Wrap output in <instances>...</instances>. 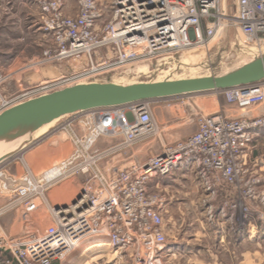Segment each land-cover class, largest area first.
Wrapping results in <instances>:
<instances>
[{"label":"built area","instance_id":"2783aa9c","mask_svg":"<svg viewBox=\"0 0 264 264\" xmlns=\"http://www.w3.org/2000/svg\"><path fill=\"white\" fill-rule=\"evenodd\" d=\"M73 1L75 16L65 14L64 0L43 2L41 29L51 37L56 59H77L83 67L13 98L0 94V114L76 84L127 82L229 34L249 46L245 51L250 56L264 50V0H230V8L227 0ZM212 94L224 106L198 114L194 132L170 143L151 106L167 99L59 119L54 129L68 137L70 156L36 178L28 169L19 178L0 171V194L17 199L25 219L21 235L0 233V254H9L15 264H54L76 245L86 244L85 252L105 245L121 263L164 264L169 245L165 204L150 188L188 164L204 192L223 197L218 214L230 223L237 218L248 237L259 235L264 231V161L254 151L264 140V80ZM101 138L121 142L99 150ZM141 143L149 144L142 161L126 166L110 162ZM56 187L51 194L61 204L50 207L46 193ZM68 189L74 193L64 202ZM40 216L50 224L37 226V220L44 223Z\"/></svg>","mask_w":264,"mask_h":264},{"label":"rangeland","instance_id":"374dc122","mask_svg":"<svg viewBox=\"0 0 264 264\" xmlns=\"http://www.w3.org/2000/svg\"><path fill=\"white\" fill-rule=\"evenodd\" d=\"M45 1L47 0H0V94L3 97L13 98L35 90L43 84L69 77L83 67L77 59L55 58L51 37L41 29L43 26L41 9ZM65 2L67 0H64V5ZM247 47L249 46L239 38L229 34L218 43L202 49V54L193 56L182 54L162 62L157 71L143 74L144 76L138 78L136 76L133 78L131 75L133 79L128 81L152 82L219 75L247 62L250 59V54L245 51ZM262 52L264 50L260 53ZM80 59L85 61V56ZM139 69H135L134 72ZM212 93L186 95L151 103L153 117L156 116L159 122L164 124L165 120L172 119L179 124L177 131L179 136L167 137V142L189 135L194 130V122L198 114L213 113L218 104H223V99H215ZM56 122L44 127L39 135H33L28 143L26 140L21 142L19 146L21 148L17 150L16 147V152L15 149L8 148L3 153L4 156L15 153L0 164V171L10 176L8 171L13 170L15 164L21 163L23 174L28 169L36 178L43 170L70 156L72 146L66 134L54 129ZM100 140L107 142L111 139ZM23 145L25 147L22 148ZM254 157L262 158L264 161V140L258 143ZM160 183L158 188L156 184H152L150 190L164 199L163 220L166 233L177 242L173 255L218 256L224 259L255 258L258 264H264V231L256 237H248L241 230L237 218L233 222V228L230 229L227 217L223 218L218 214V208L224 201L223 197L204 192L195 174L179 172L169 179H161ZM57 189L56 187L46 193L50 207L61 204V200L53 198L54 194H51L56 193L57 191L54 190ZM70 190L71 192L69 189L66 190L64 202L73 195L74 192ZM5 196L7 198L0 207L2 212L0 233L7 237L19 236L25 227L22 205L17 199L10 198L9 195ZM8 214L17 220V231L12 234L1 224V218ZM40 218L44 223L37 220L35 221L37 226L50 224L47 216ZM221 219L227 222L222 227H218L216 235L210 237L208 234L210 226L223 221ZM223 227H228L224 233L220 229ZM220 233L224 235L222 241L223 235ZM86 247V244H82L61 262L57 261L54 264H130L121 263L118 255L105 245L85 252ZM173 255H166L164 264H183L179 261L175 262L172 259Z\"/></svg>","mask_w":264,"mask_h":264},{"label":"water","instance_id":"95a60500","mask_svg":"<svg viewBox=\"0 0 264 264\" xmlns=\"http://www.w3.org/2000/svg\"><path fill=\"white\" fill-rule=\"evenodd\" d=\"M227 4L230 8V0H227ZM262 80L264 52L251 55L247 62L219 75L152 82L76 84L33 97L3 111L0 114V142L11 143L23 137L31 141L33 134L43 126L77 113L141 101L224 91L253 85ZM15 152L0 158V164Z\"/></svg>","mask_w":264,"mask_h":264},{"label":"crops","instance_id":"0c3cea01","mask_svg":"<svg viewBox=\"0 0 264 264\" xmlns=\"http://www.w3.org/2000/svg\"><path fill=\"white\" fill-rule=\"evenodd\" d=\"M64 11L67 15H76L77 13V7L74 3L73 0H67V2H65L64 5ZM221 106H224V102L223 104H221ZM236 114L237 115H244L245 112L242 110H236ZM154 119L156 120V122L162 127L163 130V137L164 139L167 141V137H172L175 138L173 136H179L178 131V125L177 123H175V120L172 119H168L165 120V123L163 124L162 122H159L157 117L154 116ZM177 127V128H176ZM194 130H195V126H194ZM194 130L191 132L193 133ZM190 133V134H191ZM121 142L120 138H115V139H111L107 142L105 141H98L97 143V147L99 150H105L110 146H114L117 145ZM106 145V147H102V145ZM149 144L147 143H141L139 145H137L135 148H133L132 150L127 151L125 154H117L112 156L109 160L110 162L116 163L118 166H126L128 164H130L131 162L134 161H142L144 159V157L146 156V148L148 147ZM13 147H9V149H13ZM7 150V149H6ZM4 153V152H3ZM2 153V154H3ZM1 154V155H2ZM45 170H43L42 172H40L38 175H41ZM189 172L191 174H195V168L194 166H190V164H188L187 166H185L182 170L176 172L175 174L179 173V172ZM7 176L12 177V178H19L22 176L23 174V166L21 163L19 164H15L13 170L8 171ZM174 174V175H175ZM172 177V176H171ZM169 179V178H167ZM161 184V183H160ZM7 196L5 195H0V207L3 204V201L6 200ZM223 220V219H221ZM227 221L223 220V221H219L216 222L214 225L210 226V229L208 231V234L210 235V237H213L214 235H216L218 232V227H222ZM229 225H230V229H232L234 226L233 223H230L228 221ZM1 224L3 225V227L5 228V230L7 232H9L10 234H12L13 232L17 231V220L12 216V215H6L3 218H1ZM226 228L228 227H223L220 228L222 230V232L224 233V230H226ZM223 233L221 235H223ZM10 236V235H9ZM172 236H168L169 238V245H168V251H167V255L169 254H175L176 251V247H177V242L174 240L175 238H171ZM224 239V235L221 236V241ZM172 257V259L176 262H182L183 264H258V262H256L255 258H229V259H224L222 257H218V256H209V257H199V256H175ZM170 260V259H168ZM9 261L10 264H15L14 261L11 259V256L9 254H0V264H6L5 262Z\"/></svg>","mask_w":264,"mask_h":264},{"label":"bare ground","instance_id":"6f19581e","mask_svg":"<svg viewBox=\"0 0 264 264\" xmlns=\"http://www.w3.org/2000/svg\"><path fill=\"white\" fill-rule=\"evenodd\" d=\"M202 52H203V51L200 49V50H192V51H190L189 53H186V54H188L189 56H193V55H197V54H202ZM259 53H260V52H259ZM142 74H143V73H142ZM56 121H58V120H56ZM56 121H54V122H56ZM54 122H52V123H54ZM52 123L43 126V127L40 128L39 130H37L33 135H39V134H40V131H41L44 127H47V126L51 125ZM24 140H26L27 142H29V141H28V137H23V138H21V139L15 141V142H11V143H7V142H4V141L0 142V158H2V157L4 156L2 153L5 152L6 149H8L9 147H10V148L13 147V145H16V146H14L13 149H15L16 147H18V148H17V150H18V149H19V146H20V143L23 142ZM22 144H23V143H22ZM13 149H12V150H13ZM15 151H16V149H15ZM1 154H2V155H1ZM63 160H64V159H63ZM50 168H52V167H50ZM50 168L46 169L45 171L49 170ZM74 244L76 245V244H79V243H78V241H77V243H73V246H74ZM76 246H77V247H76L75 249H78V248L81 247V245H76ZM92 248H93V247H88L87 249H88V250H91Z\"/></svg>","mask_w":264,"mask_h":264}]
</instances>
